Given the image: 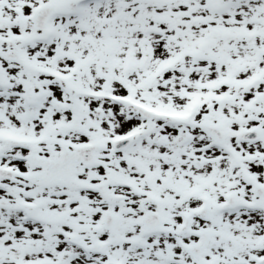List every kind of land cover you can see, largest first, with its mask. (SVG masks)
<instances>
[{"label": "snow or ice", "instance_id": "1", "mask_svg": "<svg viewBox=\"0 0 264 264\" xmlns=\"http://www.w3.org/2000/svg\"><path fill=\"white\" fill-rule=\"evenodd\" d=\"M0 264H264V0H0Z\"/></svg>", "mask_w": 264, "mask_h": 264}]
</instances>
